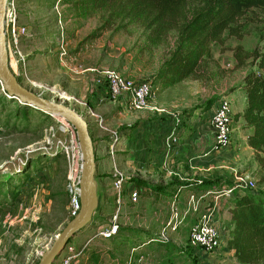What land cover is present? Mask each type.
<instances>
[{
  "label": "rangeland",
  "instance_id": "obj_1",
  "mask_svg": "<svg viewBox=\"0 0 264 264\" xmlns=\"http://www.w3.org/2000/svg\"><path fill=\"white\" fill-rule=\"evenodd\" d=\"M59 1L35 0V3L42 7H47V4L53 7ZM70 1H78L80 7L77 11L88 17L90 23L100 19V25L77 44L74 52H70L73 54L66 56L64 70L60 71L58 58L52 56L46 60V64H34L24 72V60L18 61L9 56L10 69L19 84L42 99L62 104L78 113L87 122L93 140L97 206L91 221L70 240L73 252L79 256L68 264H236V259L227 252L209 255L191 247L187 235L191 224L206 209H213L215 223L222 224L227 232L228 196L223 191L228 188L241 187L242 191L235 189L232 192L233 197H238L244 189L264 193V166L256 159L254 151L247 150L241 144L233 155L223 156V166L212 170L210 175L201 176L200 182L220 180L226 184L218 193L206 196L197 210L190 209L183 213L178 206L177 216L170 211L172 199L165 195L158 197L159 193L154 198V194L143 190V187L140 190L132 181L140 191V199L137 204L128 203L130 189L125 187L130 182L124 184L122 196L126 205L121 207L118 225L123 229L158 235L162 241L161 244H138L132 251L130 245L112 239L92 240L95 229L107 224L115 209V193L110 189L114 174L123 179L140 177L139 172L129 170V158L121 151L117 159V167L121 171L117 167L110 171L108 166L103 165L105 160L109 161L107 156L116 153H106L100 147L102 139L92 131L100 122L86 112L92 107L93 99L110 101L106 96L105 71H115L135 81L153 83L159 99L177 100L178 107L173 111L180 116L210 110L222 98L227 101L234 97L239 99L243 91L240 84L247 73L264 75V69L259 68L260 56L264 54V9L245 11L231 24L235 34L227 31L219 43H213L211 57L203 59L192 76L179 84L163 88L161 83H154V74L173 49L177 29L168 31L153 42L151 34L155 25L145 28L144 19L137 20L130 16L129 0H103L101 8L94 7L91 4L93 0ZM204 4V0H187L185 16L190 19ZM36 38L35 33L30 40ZM84 65L93 67L91 78L78 84L72 82L75 81L71 80L73 69ZM4 95L0 83V264H36L40 255L72 219L66 192L68 156L70 161L74 159L76 166L73 173L78 175L80 150L75 131L67 122L28 106L23 110L19 101L3 99ZM109 109L105 107L103 111ZM232 118L233 127H241V124H237L236 116ZM109 129L112 130V127ZM126 133L127 129L123 134ZM111 137L114 138L113 134ZM248 180L254 183L253 189L244 188L243 182ZM142 181L152 184L147 180ZM175 182L183 183L176 179L153 185L166 187ZM105 190H109L107 195ZM183 193L184 189L176 192L179 195ZM167 227L164 240L160 235ZM166 243L169 246H165ZM64 255L60 254L52 264H65Z\"/></svg>",
  "mask_w": 264,
  "mask_h": 264
},
{
  "label": "crops",
  "instance_id": "obj_2",
  "mask_svg": "<svg viewBox=\"0 0 264 264\" xmlns=\"http://www.w3.org/2000/svg\"><path fill=\"white\" fill-rule=\"evenodd\" d=\"M56 3L53 7L49 4L47 7H42L36 4L35 0H14L18 23L32 28L37 34V38L33 41L20 40L19 50L24 55V72L34 64L41 66L46 64V60L52 56L58 58V64L61 65L60 71L64 70L63 65H65L66 56L73 54L70 52H74L77 44L100 25V19L90 23L88 17L77 11V8L80 7L78 1L61 0ZM93 70V67L90 66H77L73 69L71 80L75 81L72 82L78 84L86 78H91ZM229 97L232 96L227 98ZM228 100L231 102L232 114L236 116L237 124H241V127L237 125L234 128L232 150L222 153L221 158L220 155L211 158L202 157V154L213 141L210 120L214 114L215 106L198 114L186 113V115L180 116L177 111H173L174 108L178 107L177 100L168 101L159 99L158 96L152 105L161 111H133L122 101L111 102L106 99H93L91 100L92 107H89L86 113L100 122L99 126L95 125L92 128L93 133L102 139L100 147L106 153H110V151L116 153L110 156L111 158L107 156L109 159V161L105 160V162L108 161L107 164L103 163L104 166H108L110 171L113 167H117V159L122 152L126 153L129 158L127 161L129 170L133 173L139 172V179L152 182V184L148 183L152 186H155L154 183H165L176 179L182 180L183 183L200 182L201 176L210 175L212 170L222 167L225 163L222 160L223 156L233 155V151H236L241 144L253 152L247 146V138L251 134L252 128L246 126L242 118L246 106L244 91L240 92L239 99L234 97V99ZM105 107L110 109L105 112L103 111ZM109 127H112V130ZM125 129H127V133L123 134ZM113 133H117L115 139L111 137ZM103 136L105 137L103 138ZM170 138H174L175 142L169 143ZM118 170L121 171L120 168ZM130 181L127 180L124 184ZM132 185L133 187H131ZM125 188L138 189L131 182ZM110 189L113 190L112 184ZM139 189L142 190L141 187ZM143 190L154 194V198L158 195L153 187H143ZM108 191L105 190V195L108 194ZM189 191L185 190L183 194L166 197L168 199L176 197L180 209L184 213L189 210L187 207ZM160 195L162 194H159L158 197ZM127 202L131 203L130 200ZM112 203L114 204V198ZM125 205L126 203L123 201V206ZM227 215L229 226L231 222L230 212H227ZM228 253L234 257L232 250Z\"/></svg>",
  "mask_w": 264,
  "mask_h": 264
},
{
  "label": "trees",
  "instance_id": "obj_3",
  "mask_svg": "<svg viewBox=\"0 0 264 264\" xmlns=\"http://www.w3.org/2000/svg\"><path fill=\"white\" fill-rule=\"evenodd\" d=\"M186 1L129 0L130 16L137 20L144 19L145 28L155 25L151 34L153 42L168 31L177 29L173 49L154 74V83H161L163 88L174 86L192 76L203 59L211 57L213 43H219L227 31L235 34L231 24L245 11L251 8L264 9V0H204L202 8L188 19L184 13ZM91 4L101 8L104 2L93 0ZM259 68L264 69V54L260 56ZM240 88L246 96L242 118L246 126L252 128L247 138V146L254 151L256 159L264 166V75L256 72L247 73ZM3 99L11 100L6 95ZM21 105L24 110L26 106L22 103ZM89 135L91 137L90 132ZM130 180L138 187H153L155 191L165 196H173L181 189L218 193L226 184L216 180L175 182L161 187L152 186L136 178ZM227 203L231 214V222L227 228V248L234 252L236 264H264V193L244 189L241 196L227 197ZM111 239L134 248L149 242L159 244L162 242L158 235L123 228H119ZM165 246L169 244L166 243Z\"/></svg>",
  "mask_w": 264,
  "mask_h": 264
},
{
  "label": "built area",
  "instance_id": "obj_4",
  "mask_svg": "<svg viewBox=\"0 0 264 264\" xmlns=\"http://www.w3.org/2000/svg\"><path fill=\"white\" fill-rule=\"evenodd\" d=\"M4 34H5V46L8 54L16 58L18 61H23L24 56L19 50L20 40L27 39L30 40L34 37V31L28 26L20 25L17 21V14L14 7V0H7L5 15H4ZM104 75L106 77L107 91L106 96L111 102H124L133 111H144V110H158V108L153 107L152 103L156 99V87L148 81H135L126 76H123L115 71H105ZM231 104L226 98H222L216 103L214 114L210 120V125L213 130V141L210 147L202 154L204 158H211L213 156L221 155L222 153L230 149L232 143V135L234 132L233 118H232ZM113 137L116 134L113 133ZM175 139L170 138L169 143H174ZM81 159V155H80ZM74 159L70 161L68 156V183L66 185V192L69 200L70 215L73 218L80 210V175L81 166L78 175L73 173L75 169ZM128 179H123L118 174H114L113 180V190L115 193V209L111 213L107 224L103 226H98L92 240L98 239H111L119 231L120 226L117 223L121 207L123 205V185ZM244 188L255 187L254 183L250 180L243 182ZM237 189L241 190V187L234 186L223 191L226 196H233L232 192ZM242 193V192H241ZM211 192L207 190L201 191H189V197L187 200V207L190 210H197L198 206L202 200L210 195ZM128 196L131 204H136L139 200L140 191L139 189H133L128 191ZM179 202L176 197H172L169 207L172 215L177 216ZM214 211L213 209H206L201 214L197 221L191 224L188 235L187 242L191 247H195L203 251L205 254H216L217 252H229L227 248V232L225 231L223 225H218L214 221ZM169 227L165 228L163 233L160 235L164 240L165 231ZM175 226L172 227V230ZM166 234V233H165ZM134 251V247H131ZM73 247L71 243H67L61 254H65L63 257V262L68 264L70 260L75 259L79 256L78 253L73 252ZM128 264H131L130 262Z\"/></svg>",
  "mask_w": 264,
  "mask_h": 264
},
{
  "label": "water",
  "instance_id": "obj_5",
  "mask_svg": "<svg viewBox=\"0 0 264 264\" xmlns=\"http://www.w3.org/2000/svg\"><path fill=\"white\" fill-rule=\"evenodd\" d=\"M6 4L7 0H0V83L3 91L11 100H17L25 106L59 117L67 122L75 131L81 155L80 210L57 234L50 247L40 255L37 262V264H52L67 243L91 221L96 209L94 150L87 122L78 113L62 104H55L42 99L18 83L10 69L5 46L4 15Z\"/></svg>",
  "mask_w": 264,
  "mask_h": 264
}]
</instances>
